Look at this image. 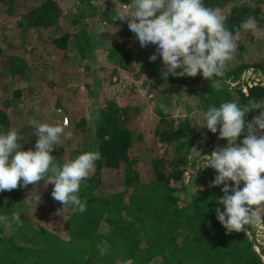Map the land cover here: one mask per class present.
<instances>
[{
    "label": "trees",
    "instance_id": "16d2710c",
    "mask_svg": "<svg viewBox=\"0 0 264 264\" xmlns=\"http://www.w3.org/2000/svg\"><path fill=\"white\" fill-rule=\"evenodd\" d=\"M3 1L17 13L21 4L38 2L20 16V22L26 18L28 25L55 24L60 16L59 5L54 0ZM216 1L203 0V3L212 8ZM261 11L264 13L260 5L242 1L233 6L232 15H226L225 24L228 22L229 30H239L244 21L250 16L257 17ZM124 33L119 32L120 36L113 37L116 48L108 50L112 54L118 52L120 60L127 57L129 50ZM72 34L63 31L51 37V41L66 48ZM84 41L82 50L93 42L89 39ZM5 65L19 79L31 70L25 60H15L6 54L0 43V66ZM249 67L264 68V64L240 61L234 67H225L222 77H214L210 81L200 73L195 77L169 75L168 78L178 84L200 81L201 86L208 89L200 103L206 110L227 101L244 105L249 99L264 100V84L261 82L247 84L245 88L239 83L228 82L239 78L240 73ZM26 94L16 82L10 96L24 99ZM111 110L101 111L93 131L94 150L101 153L102 159L96 161L90 177L82 182L79 195L86 201V211L73 212L66 206L68 217L63 230L51 226L52 215L44 213L41 217L43 222L36 221L27 212L25 204L18 206L17 200L23 196L21 188L0 192V215L10 218L13 211H18L21 218L20 223L13 222L10 227L0 223V264H119L117 261L124 264H264L244 231L226 233L217 220L214 209L220 207L223 211V205H218L216 198L223 193L220 190L222 186L209 187L217 174L215 170L207 169L198 174L194 181L196 187L186 198H181L180 194L185 189L183 172L190 147L196 145L203 153L209 148L212 138L202 136L201 140L193 137L190 140L194 132L190 119H176L159 110L160 118L154 131L167 147L164 153H154V146L140 150L136 142L138 133L112 118ZM259 111L248 113L245 119L251 121ZM21 113L19 105L0 101V134L11 130V117ZM74 124L78 126V123ZM15 130L23 137L20 141L22 150L23 142L30 141L35 147L37 135L32 124H22ZM243 138L244 134H241L238 142ZM68 143L69 137L61 136L54 145L51 154L58 164L76 157L66 152ZM168 147L172 152L167 155ZM104 167L114 168L120 174L123 189L112 193L99 190ZM49 184L45 187L43 182L40 183L46 195L52 198L53 185ZM55 214H58L57 208ZM103 221L107 231L101 229ZM104 241L109 247L107 254L101 256L98 245Z\"/></svg>",
    "mask_w": 264,
    "mask_h": 264
},
{
    "label": "rangeland",
    "instance_id": "374dc122",
    "mask_svg": "<svg viewBox=\"0 0 264 264\" xmlns=\"http://www.w3.org/2000/svg\"><path fill=\"white\" fill-rule=\"evenodd\" d=\"M54 1L60 8V16L55 24L28 25L26 18L20 22L21 14L38 2L21 4L20 12L17 13L8 7V2L0 0V43L6 54L15 60H25L31 67L26 73L28 75L19 79L8 71L6 65L0 66V101L9 102L12 106L19 105L22 112L11 117L10 129L15 130L32 120L62 125L65 127L62 136L69 137L67 134L71 133L66 152L77 156L94 150L93 131L98 116L101 111L109 112L112 109V118L138 133L136 142L140 150H144L145 146H154V153H164L167 146L154 131L160 118L159 110L176 119L187 117L194 128L190 140L192 137L201 140L202 136L205 139L211 137L212 140L203 153L196 145L188 151L183 172L185 189L180 194L181 198H186L196 187L195 177L202 171L212 169L200 168L207 162L205 155H209L216 146L223 147L227 144L226 139L217 138L219 131L213 134L194 124L202 119V114L206 111L200 103L208 89L203 88L200 81L178 84L171 82L168 77L166 80L162 79L163 64L159 56L155 61L149 60V56L156 51V46L149 44L146 48H141L127 23L115 20L117 13L123 11L130 0ZM242 1H250L253 6L256 3L261 10L264 8V0H217L212 9L225 16L228 13L232 15L233 6ZM254 18L258 27L256 34L242 27L239 30L231 29L233 34L238 31L240 38L234 58L226 62L225 67H234L240 61L264 64V13L261 11ZM225 25L228 27V22ZM63 31L73 33L66 48L58 47L51 41V37ZM119 32H125L126 37L123 38L129 48L127 57H123V60H120L118 52L112 54V51H108L110 47L115 50L113 37L120 36ZM84 39L93 41V45L82 50L85 46ZM16 82L27 92L24 99L10 96ZM228 82L239 83L243 88L256 82L264 84V68L249 67L240 73L239 78ZM63 116L67 117L66 122ZM85 127L87 130H84ZM22 144L23 150L35 148L30 141ZM171 152L172 148L168 147L166 154ZM40 183L36 185V189L32 185L21 188L23 196L17 200V205L25 204L27 212L36 221L43 222L41 217L44 213L52 215L51 226L63 230L68 217L65 207L62 209L60 202L57 204L46 195L44 186ZM123 187L120 174L114 168L102 169L99 190L112 193ZM36 190L41 194L42 202L35 206L28 195ZM56 208L62 209L61 214H55ZM261 209L264 215V205ZM101 229L108 230L106 222H102ZM244 233L264 260V219L245 226ZM117 263L124 264L121 261Z\"/></svg>",
    "mask_w": 264,
    "mask_h": 264
},
{
    "label": "clouds",
    "instance_id": "9594fccd",
    "mask_svg": "<svg viewBox=\"0 0 264 264\" xmlns=\"http://www.w3.org/2000/svg\"><path fill=\"white\" fill-rule=\"evenodd\" d=\"M126 22L141 48L149 44L156 51L149 56L162 61V79L195 77L198 73L208 81L222 77L226 62L232 60L238 48L239 32L233 34L225 26L227 17L218 10L204 5L203 0H130L115 20ZM242 28L258 32L254 17L243 22ZM179 70V71H178ZM163 87V85H162ZM260 110L251 121L245 119L250 112ZM37 139L35 150H22L23 140L17 130L0 134V192L25 188L43 182L53 185L51 196L63 207L73 212L86 211V201L80 198L82 182L86 181L102 159L98 150L82 152L74 159L58 164L53 152L65 132L62 125H49L36 120ZM218 139H226L223 147L216 146L200 168L210 167L217 173L209 187H221L222 196L216 198V218L226 233L244 231L264 219V100L249 99L240 105L236 101L223 102L219 107L210 106L197 123ZM244 134V138H238ZM69 137L71 133L67 134ZM199 168V169H200ZM231 182V185L229 184ZM243 182V187H241ZM35 206L42 202L41 194L28 195ZM62 209H57L61 214ZM20 223V212L11 217L0 215V223L11 226ZM100 255L107 254V241L98 245Z\"/></svg>",
    "mask_w": 264,
    "mask_h": 264
},
{
    "label": "built area",
    "instance_id": "2783aa9c",
    "mask_svg": "<svg viewBox=\"0 0 264 264\" xmlns=\"http://www.w3.org/2000/svg\"><path fill=\"white\" fill-rule=\"evenodd\" d=\"M63 120H64V122H66L67 121V117L63 116Z\"/></svg>",
    "mask_w": 264,
    "mask_h": 264
}]
</instances>
